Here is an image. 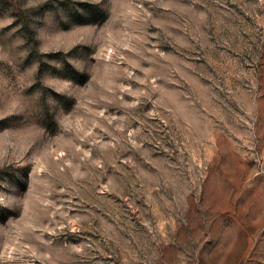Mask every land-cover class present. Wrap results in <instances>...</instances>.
Masks as SVG:
<instances>
[{
	"label": "rangeland",
	"instance_id": "374dc122",
	"mask_svg": "<svg viewBox=\"0 0 264 264\" xmlns=\"http://www.w3.org/2000/svg\"><path fill=\"white\" fill-rule=\"evenodd\" d=\"M0 264H264V0H0Z\"/></svg>",
	"mask_w": 264,
	"mask_h": 264
}]
</instances>
